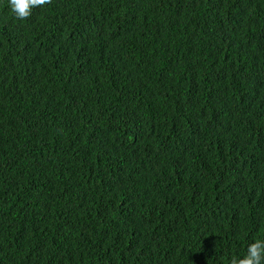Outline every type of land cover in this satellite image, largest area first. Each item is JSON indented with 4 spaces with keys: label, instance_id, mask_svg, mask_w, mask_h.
<instances>
[{
    "label": "trees",
    "instance_id": "trees-1",
    "mask_svg": "<svg viewBox=\"0 0 264 264\" xmlns=\"http://www.w3.org/2000/svg\"><path fill=\"white\" fill-rule=\"evenodd\" d=\"M264 240V0H0V264H230Z\"/></svg>",
    "mask_w": 264,
    "mask_h": 264
},
{
    "label": "clouds",
    "instance_id": "clouds-1",
    "mask_svg": "<svg viewBox=\"0 0 264 264\" xmlns=\"http://www.w3.org/2000/svg\"><path fill=\"white\" fill-rule=\"evenodd\" d=\"M51 3V0H9L10 10L19 20H26L34 8ZM230 264H264V240L256 239L247 246L242 257H232Z\"/></svg>",
    "mask_w": 264,
    "mask_h": 264
}]
</instances>
